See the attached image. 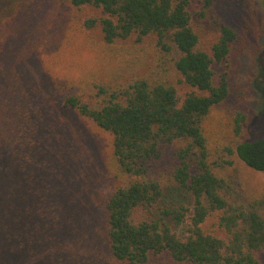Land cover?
Masks as SVG:
<instances>
[{"label":"trees","instance_id":"trees-1","mask_svg":"<svg viewBox=\"0 0 264 264\" xmlns=\"http://www.w3.org/2000/svg\"><path fill=\"white\" fill-rule=\"evenodd\" d=\"M67 1L99 13L79 28L84 47L98 31L120 60L56 80L29 75L34 8L0 0V142L11 181L0 188V264H263L264 191L239 193L232 174L237 160L264 172V139L245 140L248 113L226 106L228 81L214 71L237 40L218 0H201L195 15L217 31L208 50L191 0ZM94 174L115 184L100 199V229Z\"/></svg>","mask_w":264,"mask_h":264},{"label":"rangeland","instance_id":"rangeland-1","mask_svg":"<svg viewBox=\"0 0 264 264\" xmlns=\"http://www.w3.org/2000/svg\"><path fill=\"white\" fill-rule=\"evenodd\" d=\"M28 1L32 3L31 7L35 11L33 24L39 28L32 40L37 53L31 54L32 63L25 67L29 75H45L44 70H47L56 80L57 77L64 75L80 76L89 71L99 72L110 65L118 66L120 57L112 60L115 59L114 55L104 53L100 46L98 31L89 33L90 45L87 49L79 41L82 35L79 29L82 22L88 18H97L98 11L92 8H71L67 0ZM200 1L191 0L190 11L200 34V46L208 50L218 34L213 25H209L207 21L197 20L195 15L201 9ZM214 11L237 34L229 59L214 69L216 75L225 76L229 84L226 106L232 105L235 109H242L248 113L245 140L251 142L264 139V0H250L247 4L238 5L228 0H218L214 5ZM63 18H67L66 24H62ZM5 32L14 45H28L24 35L13 41L10 33ZM66 32L69 33L68 40L64 41ZM125 58L124 55L123 59ZM216 118L218 119L217 115ZM99 138L104 143L107 137L100 134ZM8 149L0 142V188L11 185L8 179L10 175ZM82 152L86 154L85 151ZM94 179L95 184L92 187L94 193L91 194L90 200L93 206H98L95 210V221L97 220V229H100L98 223L104 216L100 199L107 197L115 184L101 179L98 174L92 176V182ZM232 180L237 185L239 193L249 197H257L264 191V172H254L239 160L235 163ZM94 201L97 203L94 204ZM212 223L211 219L207 226ZM262 262L264 264V259Z\"/></svg>","mask_w":264,"mask_h":264}]
</instances>
